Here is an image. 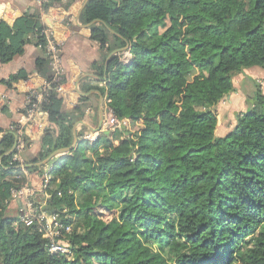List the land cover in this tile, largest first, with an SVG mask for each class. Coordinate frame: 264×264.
Returning <instances> with one entry per match:
<instances>
[{"label": "trees", "instance_id": "16d2710c", "mask_svg": "<svg viewBox=\"0 0 264 264\" xmlns=\"http://www.w3.org/2000/svg\"><path fill=\"white\" fill-rule=\"evenodd\" d=\"M39 13L0 20L2 64L29 43L43 49ZM80 19L100 21L92 39L108 54L130 47L129 61L111 57L99 90L115 118L141 127L122 128L118 144L111 132L88 145L84 130L72 151L50 160L47 206L74 223L64 239L70 255L51 253L36 226L10 218L13 192L29 182L13 162L14 132H3L0 264H264V95L258 90L223 135L217 112L238 74L264 69V0H89ZM37 70L51 80L46 56ZM44 108L55 129L26 162L42 176L41 164L73 146L85 116L56 94ZM170 197L173 212L163 214L156 202Z\"/></svg>", "mask_w": 264, "mask_h": 264}, {"label": "crops", "instance_id": "0c3cea01", "mask_svg": "<svg viewBox=\"0 0 264 264\" xmlns=\"http://www.w3.org/2000/svg\"><path fill=\"white\" fill-rule=\"evenodd\" d=\"M86 2L87 0H72L71 2L62 0V2L50 6V18L54 24L56 37L64 42L63 58L67 71L65 109L69 112H75L77 106L85 109L84 118L77 121L74 126L77 138L78 134L84 130H87L86 135L94 133L100 125V111L102 110L105 115L108 107L107 99L99 89L104 86L105 77L101 76V72L106 74V62L111 54H108L106 48H101L97 42L93 41L91 24L83 23L80 19ZM34 3L35 0H0V20L13 25L16 19L21 17L29 8H33ZM120 56L126 62L132 58L130 52ZM39 59H45L44 50L34 43H29L25 46L22 55L16 56L7 64L0 62V94H7L11 99L8 106L0 109V141L4 135L3 132H9L11 126L16 124L24 115L28 91L33 87L42 86L46 82V79L37 70ZM245 71L246 74L236 76V90L223 103L232 105L238 100L247 99L246 86L248 81L246 76L264 82V69L251 68ZM19 73L24 74L25 78L10 81L12 76ZM4 81L6 84L3 83ZM238 86L241 87L239 88L241 91H237ZM91 87L93 89L89 90ZM262 88L264 89V86ZM237 92H240L242 96L238 97ZM83 98L87 100L81 101ZM95 116H97V121ZM233 121L232 118H229L226 127L229 128ZM47 124H51L49 117L45 118L43 124L39 122L30 126L20 125L29 140V146L23 154L25 164L28 160L34 159L40 152L41 139L45 134ZM49 163L43 165L45 166L44 170H47ZM44 176L38 172L25 173L29 184L38 188L42 185ZM38 200H43L42 194L38 195ZM8 213L12 215V219L18 220L21 217L20 204L12 202Z\"/></svg>", "mask_w": 264, "mask_h": 264}, {"label": "built area", "instance_id": "2783aa9c", "mask_svg": "<svg viewBox=\"0 0 264 264\" xmlns=\"http://www.w3.org/2000/svg\"><path fill=\"white\" fill-rule=\"evenodd\" d=\"M48 0H35L33 8L39 9L40 13L38 19L43 24L42 35L45 38V56L49 61V67L52 74L50 81L44 83L39 87L31 88L26 95V110L21 119L13 124L10 128V132H14L17 142L13 148V162H17L18 167L25 173H27V165L23 160V154L29 146V140L27 139L25 132L20 125H36L39 122L42 124L45 122V118L49 117L48 111L44 108L50 101V97L56 94L59 98L65 100L66 95V79L67 71L64 65L63 51L64 42L58 40L53 27V22L50 18V8L47 11L43 10L44 4ZM7 18L6 16H4ZM11 102L10 97L7 94H0V109L8 106ZM109 101H107V105ZM50 122V121H49ZM129 120H118L111 113L109 107H107L106 114L104 115V121L99 132H94L83 136V141L93 143L98 137L103 135H109L118 129L127 128L129 126ZM46 131H53L55 127L52 124H47ZM51 167H47L43 178V183L38 187L25 185L21 189L13 192V202L20 204L21 217L14 223L18 226L23 223L27 227L36 226L40 233H42L43 239L49 243V251L51 253H60L70 255L71 250L69 245L64 240L66 236L70 235L74 230V223L65 225L62 221L61 215L57 213H50L44 208L47 206L50 195L45 190L49 185L50 176L49 172ZM42 194L43 200H38V195ZM61 196V193H59ZM75 220V216L71 217Z\"/></svg>", "mask_w": 264, "mask_h": 264}, {"label": "rangeland", "instance_id": "374dc122", "mask_svg": "<svg viewBox=\"0 0 264 264\" xmlns=\"http://www.w3.org/2000/svg\"><path fill=\"white\" fill-rule=\"evenodd\" d=\"M241 75L246 74V71H242L240 73ZM246 79L248 81V85L246 86L247 89V99H242V101H236L235 104L229 105V104H225L223 103L221 107L217 108V112H218V121H219V125H218V133L220 135L226 134L227 133V127L226 124L229 120V118L234 119V114L235 112H240L243 113L244 111H246L249 107V103H251L253 101L254 98H256L257 93L259 92L258 90H262V94L264 95V89L262 88V86H264V82L262 80H256L252 77L246 76ZM239 85V84H237ZM260 85H262L260 87ZM239 88H241L240 86L237 87V91H241L239 90ZM235 95V94H234ZM236 95L238 97H241V93L237 92ZM225 104V105H224ZM230 106V107H229ZM95 120H96V116H95ZM141 127V124L138 123H134L132 121L129 122V126H127L128 130L131 133H137L139 128ZM115 132L114 137L117 139L115 141L116 144H118V141L120 138L123 137V135L121 134L122 129H118ZM88 143L87 142H83L82 146L85 148L86 145ZM91 143H89L88 145H90ZM103 150V149H102ZM25 156V155H24ZM162 186H167L166 182H161ZM158 207L159 211L163 214H172L173 212V201H172V197H170L168 200L165 199H160L156 202V207ZM12 218V215H9ZM15 219V218H14Z\"/></svg>", "mask_w": 264, "mask_h": 264}, {"label": "water", "instance_id": "95a60500", "mask_svg": "<svg viewBox=\"0 0 264 264\" xmlns=\"http://www.w3.org/2000/svg\"><path fill=\"white\" fill-rule=\"evenodd\" d=\"M89 0H87V2H88ZM87 2L85 3V5H84V7L86 6V4H87ZM84 7H83V9H84ZM95 23H100V21H95V22H93L92 24H91V26L93 25V24H95ZM128 53V52H130V47L127 45L125 48H123V49H118V50H115V51H113L112 53H111V55H110V57H109V59L107 60V62H106V67H105V73L107 72V69H108V66H109V63H110V59H111V57L113 56V55H122V54H124V53ZM105 79V78H104ZM103 121H104V113H103V111L101 110L100 111V125H99V127H98V129L96 130V132H99L100 130H101V127H102V124H103ZM74 135H75V141H74V144H73V146L71 147V148H69V149H66V150H60V151H57L56 153H54L46 162H44L43 164H41V165H44V164H47V163H49L50 162V160L52 159V158H54V157H57V156H59V155H63V154H65V153H68V152H70V151H72L77 145H78V143H79V140H78V138H77V136H76V130H74ZM16 142H17V139H16ZM0 143H1V141H0ZM13 151H11V153H12ZM46 211H49L50 213H55V211L54 210H52V208L50 207V206H46L45 208H44Z\"/></svg>", "mask_w": 264, "mask_h": 264}]
</instances>
